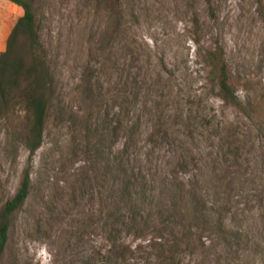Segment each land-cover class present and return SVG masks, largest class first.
Listing matches in <instances>:
<instances>
[{
  "label": "rangeland",
  "instance_id": "obj_1",
  "mask_svg": "<svg viewBox=\"0 0 264 264\" xmlns=\"http://www.w3.org/2000/svg\"><path fill=\"white\" fill-rule=\"evenodd\" d=\"M116 2L34 1L54 93L32 159L29 115L0 117V209L26 168L32 179L0 264H163L152 239L161 233L182 245L184 264H264V0ZM23 13L0 0V54ZM222 65L237 104L218 88ZM132 125L131 153L147 182L158 181L159 202L183 208L187 190L216 223L152 226L147 238L111 243L106 197L120 180L111 164L126 165Z\"/></svg>",
  "mask_w": 264,
  "mask_h": 264
},
{
  "label": "trees",
  "instance_id": "obj_2",
  "mask_svg": "<svg viewBox=\"0 0 264 264\" xmlns=\"http://www.w3.org/2000/svg\"><path fill=\"white\" fill-rule=\"evenodd\" d=\"M5 1L20 7L24 13L17 20L8 37L6 50L0 54V117L15 108H21L29 115L24 144L29 151V159H32L43 144L45 126L54 93L53 77L48 57L40 42L34 11L35 0ZM98 1L111 10H115L118 6L116 0ZM219 56L221 59V55ZM208 60L209 64L215 68L216 54H209ZM136 84V89L139 91L143 83ZM218 88L225 94L226 99L237 104L224 65L220 69ZM136 98L137 95L130 101L128 100V104L130 103L131 106L136 104V102L131 103ZM138 127L139 125H132L127 128L126 136L129 135V143L121 152L126 165L119 168L116 163L111 164L112 171L114 168L120 176V180L112 181L110 195L106 197L110 206V216L107 220L112 222L108 232L111 243L115 244L119 241L118 239L123 238V235L147 238L149 231L153 229L152 226L158 227V232H163L165 229L173 228L178 222L181 224L188 221L216 223L215 215L208 214L210 212L208 209H211L208 204L198 198L195 193L193 197L189 196L190 192L187 190L182 192L180 197L184 204L183 208H176L171 201H166L167 198L159 202V196H162V193H159V188H155L158 181L147 182L148 174L138 168L137 160L131 153L134 147L132 141L137 134ZM120 130L116 126L113 127L111 132L113 139L117 138ZM165 135H169V131L165 132ZM187 165L185 161L182 162L179 165L180 170H186ZM181 184L188 186V182L184 184L181 182ZM31 189V173L30 169L26 168L15 195L0 209V257L7 243L14 215L25 205ZM156 220H158L157 223ZM152 239L159 247L161 261L167 264H184L180 255L182 256L185 252L179 253L178 250L181 249L179 247L182 245H179L178 241L174 242L172 235L161 233L153 235ZM115 251H117L116 256L123 257L125 254V251L116 247L112 252Z\"/></svg>",
  "mask_w": 264,
  "mask_h": 264
}]
</instances>
